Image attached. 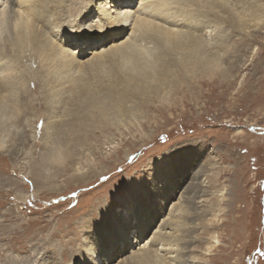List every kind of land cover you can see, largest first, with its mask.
Returning <instances> with one entry per match:
<instances>
[{"label":"rangeland","instance_id":"rangeland-1","mask_svg":"<svg viewBox=\"0 0 264 264\" xmlns=\"http://www.w3.org/2000/svg\"><path fill=\"white\" fill-rule=\"evenodd\" d=\"M87 1L72 3L80 12L91 5L85 6ZM194 9L199 6L191 4L185 15L191 17ZM179 10L175 16L181 19ZM74 13L71 9L68 30L54 36L78 51L77 39L69 43L80 30ZM88 18L79 21L89 24ZM256 30L257 38L244 42L245 49L230 50L221 61L226 64L197 82L180 64L173 68L169 98L151 94L147 104L135 95L128 105L138 107L127 118L115 113L118 106L104 97L106 90L83 94L95 80L109 83L114 70L122 72L127 65L106 57L85 64L79 75L57 66L59 56L43 62L38 40L26 39L34 51H26L23 42L7 51L5 45L15 39L12 35L9 41L4 24L0 54L10 56L0 72L21 80L14 92L0 97V264H133L126 257L151 242L160 254L176 257L172 264H182L185 246L192 264H264V21ZM96 32L103 36L87 39L89 46L103 45L107 34L98 29L91 34ZM141 44L151 57L154 44ZM164 90L167 96L170 89ZM102 109L106 117L98 120ZM79 165H87L86 173L105 172L83 183L72 169ZM204 171L197 180L206 192L195 204L185 186ZM160 172L169 180H161L156 191ZM143 190L144 196L138 193ZM136 203L154 218L152 223L145 219L143 237L137 233ZM132 217L130 239L107 243L105 230ZM161 229L176 243L173 253L167 254L172 246L152 241ZM98 241L106 245L103 251Z\"/></svg>","mask_w":264,"mask_h":264},{"label":"bare ground","instance_id":"bare-ground-1","mask_svg":"<svg viewBox=\"0 0 264 264\" xmlns=\"http://www.w3.org/2000/svg\"><path fill=\"white\" fill-rule=\"evenodd\" d=\"M6 1L9 3L3 4L0 0V29L5 24L10 30L9 34L11 38L9 41L13 40L12 35H14L15 39V41L8 42V44L5 45L7 51L14 52L15 50L13 47L18 49L21 42L26 44V51H30L31 49L34 51L33 47L29 46V41L26 42V39L38 40L43 44L42 50L38 52V55H42L43 62H47L52 56H59L60 59H57V66L69 67L73 69L75 73L79 72V75H81L80 71L83 70L82 66H85V64L88 65L91 62L93 63L99 59L102 61V58L106 57H110L106 62L116 59L118 64L127 65V68L122 72L114 70L113 74L109 77V83L108 81L102 82L101 79L95 80L96 83L92 82L83 93L91 94L98 90H106L104 92V97L111 99L110 103L113 107L115 105L118 106V109L114 110L115 113L123 117L126 116L127 118L131 116L133 110L138 107L128 105L129 102L134 101L133 98H135V95L138 97L141 96L147 104H149L148 101L152 99L151 94L156 95L160 100L169 98L168 95L173 89L169 85L172 83L174 75H176L173 68L180 64V70L189 72L192 79H195V82H197L198 79H201L202 74L213 73L216 72L217 69H220L222 63H225L221 61L226 54H229L232 50L238 53V50H242L238 49L241 46L245 49L243 47L245 44L244 42H250L254 40V38H257L258 31L256 28H259L264 21V0H88L86 4L84 2L85 6L91 3L88 8L94 9L96 13L95 16H93L92 12L88 11V8L80 10L79 12L76 5H73L72 0ZM138 1H140V4ZM136 3L139 5L133 12L132 9ZM191 4L199 6L200 10L194 9L190 17L186 16L185 12L190 8ZM71 9L75 12L74 18L79 22L78 26L80 30L78 31L79 35L74 33L73 36H71L69 43L77 39L78 41L74 43L76 45H74V47L77 48L78 51L73 50L72 47H67V44L64 43L65 41H62L61 37V39L57 38L58 34L56 33L58 31L60 32L63 30V32H65L68 30ZM179 9L183 10L181 19L175 16L178 15L177 12L181 14L182 11ZM40 15H42L44 21H42V18H39ZM83 15L84 19L89 17L88 21L90 20L91 23L88 24L79 21ZM171 17L173 20H168ZM158 18H163L160 20L162 22H157ZM179 20L181 23H179ZM45 21H48V23L45 24ZM74 24L73 22V26H75ZM172 25H178L183 28L175 30L170 28ZM184 27L187 28L184 30ZM249 28L254 29L249 31ZM95 29L100 30L104 34L106 33L107 36L104 37L103 45L92 47L89 46L90 44L88 45L89 40L87 39L91 40L94 37L98 39L103 36L99 32H96V35L91 34V31ZM54 33L57 35L56 37ZM235 36H238V38L235 39ZM115 37H118V39L114 40L113 38ZM83 38L87 43L83 42ZM142 40H148L150 43L154 44L155 50L153 53H150L151 57L144 55L146 51L141 47ZM85 43L88 49L84 46ZM88 52H90L92 56L82 59L90 55L87 54ZM141 55H144V57L142 58ZM7 56H10L9 52ZM7 56H2L0 54V70L5 68L4 61L5 59L7 60ZM3 79L6 80L8 77L0 72V97L7 91L15 90V86H17L21 80L18 76H13L6 82H1ZM72 81L74 82L75 80L72 79ZM167 88L170 89L167 92V96H162L161 93L165 92L164 89ZM105 115L104 109H102L97 119H104L106 117ZM1 120L0 117V129L2 125ZM85 166L82 167L79 165L72 168L75 173L77 172V174H79V180L83 183L105 172L104 170H90L86 173V171H83ZM162 174L163 172H160L159 175L155 176L156 178L154 181L157 185L155 187L156 191L162 189L163 181L169 180L166 177V173ZM206 174L207 172L204 171L203 174L196 175L194 179H191L189 183L186 184V197L189 198L190 201L198 196H202L206 192L203 184L198 181ZM157 178H160V184L157 183ZM161 180L163 181L161 182ZM140 191L138 193L144 196L146 191ZM133 196L135 197L134 194ZM155 196H157V198L159 197L158 194H155ZM170 196L171 195H168L165 200L161 202V208L165 207L164 204L171 198ZM194 203H197L196 200H194ZM145 209L146 207H143V205L141 206L140 203H136L137 214L135 222L137 233L140 232L142 237L145 236L148 229V227H144L145 219L149 220V223L154 222V218L150 216L148 210L144 212ZM175 210H177V205ZM157 213H159V211H157ZM158 215L159 214H157V216ZM133 221L134 217H132V220L130 218L125 219L127 223H125L124 226L119 224L113 226L111 230H105L107 243L110 242L111 245V242L114 243L113 240H115L116 237H118V241L129 240V229L127 226L129 223L133 224ZM164 221V224L170 222L167 220ZM176 222H178V220H176ZM166 225H169L171 229H178L177 226L173 225L171 222ZM162 229L155 233L154 240L152 241H154V243L159 241V244L165 247L168 245L172 246L167 250V254L173 253L176 250H173V245H176V243H172V240L168 237L170 233L166 232L167 230L163 232ZM188 236L191 237V235ZM98 242V248L103 251L106 245L103 244L104 242ZM153 247L152 242L142 245L138 250H135L136 252L130 257H126L125 261L131 260L133 264H137L138 262L141 264L142 261L144 264L173 263L172 260H175L176 257L171 258V256L162 255L159 253V247ZM184 249L186 251L182 253V264H192V256L189 254L191 250H188L189 246H185Z\"/></svg>","mask_w":264,"mask_h":264}]
</instances>
